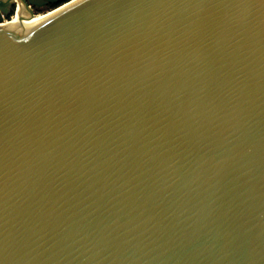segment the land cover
Segmentation results:
<instances>
[{
    "label": "water",
    "instance_id": "95a60500",
    "mask_svg": "<svg viewBox=\"0 0 264 264\" xmlns=\"http://www.w3.org/2000/svg\"><path fill=\"white\" fill-rule=\"evenodd\" d=\"M0 264H264V0H0Z\"/></svg>",
    "mask_w": 264,
    "mask_h": 264
},
{
    "label": "bare ground",
    "instance_id": "6f19581e",
    "mask_svg": "<svg viewBox=\"0 0 264 264\" xmlns=\"http://www.w3.org/2000/svg\"><path fill=\"white\" fill-rule=\"evenodd\" d=\"M46 16H48V15L40 14V15L36 16L35 19L31 23H29L28 25L35 24L36 22L40 21L41 19L45 18ZM17 22H18L17 18L14 17L12 20V23L16 24Z\"/></svg>",
    "mask_w": 264,
    "mask_h": 264
},
{
    "label": "trees",
    "instance_id": "16d2710c",
    "mask_svg": "<svg viewBox=\"0 0 264 264\" xmlns=\"http://www.w3.org/2000/svg\"><path fill=\"white\" fill-rule=\"evenodd\" d=\"M56 7H58L57 4H52V5H50L48 8L44 9V10H39V13H40V14H42V13H44V12L46 13V12L52 10V9H55Z\"/></svg>",
    "mask_w": 264,
    "mask_h": 264
},
{
    "label": "built area",
    "instance_id": "2783aa9c",
    "mask_svg": "<svg viewBox=\"0 0 264 264\" xmlns=\"http://www.w3.org/2000/svg\"><path fill=\"white\" fill-rule=\"evenodd\" d=\"M14 16H12L8 21L13 20Z\"/></svg>",
    "mask_w": 264,
    "mask_h": 264
},
{
    "label": "rangeland",
    "instance_id": "374dc122",
    "mask_svg": "<svg viewBox=\"0 0 264 264\" xmlns=\"http://www.w3.org/2000/svg\"><path fill=\"white\" fill-rule=\"evenodd\" d=\"M45 13V12H44ZM44 13H42V14H44Z\"/></svg>",
    "mask_w": 264,
    "mask_h": 264
}]
</instances>
